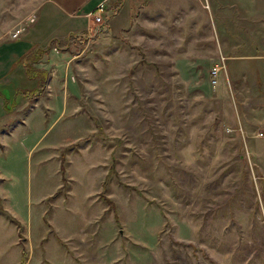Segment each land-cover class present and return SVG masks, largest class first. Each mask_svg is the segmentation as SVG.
<instances>
[{
	"label": "rangeland",
	"instance_id": "374dc122",
	"mask_svg": "<svg viewBox=\"0 0 264 264\" xmlns=\"http://www.w3.org/2000/svg\"><path fill=\"white\" fill-rule=\"evenodd\" d=\"M44 1L0 0V40ZM105 5L126 25L68 37L64 90L4 130L36 111L0 158V264H264V0Z\"/></svg>",
	"mask_w": 264,
	"mask_h": 264
},
{
	"label": "crops",
	"instance_id": "0c3cea01",
	"mask_svg": "<svg viewBox=\"0 0 264 264\" xmlns=\"http://www.w3.org/2000/svg\"><path fill=\"white\" fill-rule=\"evenodd\" d=\"M103 1L107 2L109 0H93L90 3H86L87 0H56V7H49L45 11L44 18L36 30L38 31L41 27L40 32H35V29L28 30V27H25L17 39H11V33L13 32H10L9 38L0 40V87L7 85L6 92L0 89V134H3L0 142L2 147H4L3 152H0V158H2L4 162H7L9 153L13 152L14 147L25 148L27 141L31 140L30 130H27L26 126L29 119L36 111H34L33 114L32 112L24 114L21 119L18 118L21 120L20 122L22 125L19 123L17 124V127L13 126L6 132H4V130L11 126L20 112H23L27 102L34 99L37 101L41 100L46 92L45 89L57 90L62 88V90H64L65 87L62 82L63 80L59 81V73L52 76L53 73H50V69H56V67H53V63L57 60H61L64 66L66 59L62 57L67 56V51L57 53L56 51L61 50L60 47L65 41L67 42L68 37H75V32H84L88 30L90 22L87 19V15L93 12L96 6ZM48 2H52V0H45L37 7L34 14L40 12L45 3ZM87 4L88 6L84 11L75 12L77 9L82 8L83 5ZM122 7L119 10V13L116 14L115 18H111L105 22L109 31H114L118 27L126 25L128 17L126 18L124 15L125 11L123 9L125 7ZM33 15L28 22H32ZM32 32L35 34H32ZM29 61H32L30 62V65L35 71L46 72L47 76L45 86L40 95L25 98L23 95L21 96L20 93L35 92L40 81V77L31 78L27 75L26 67L29 65ZM60 69H62L61 66ZM12 81L21 83L20 86L30 85L31 88L23 89V87H20L16 90L15 88L9 90L8 84H11ZM73 88L74 86L70 87L71 90ZM66 91L68 90L66 89ZM52 92L50 97L54 96ZM10 106H12V109L9 111L8 108ZM35 120H37V118H35ZM23 124L26 126H23ZM263 126L264 125L258 128L254 134L256 135ZM254 138L256 139L257 137L255 136ZM39 139H41V137ZM257 139L262 140L264 138ZM263 141H251L249 142V146L252 151H250L251 154L254 153L258 155L256 166L261 172H263L264 177V162L259 159L260 154L264 155V150L261 149L260 151H257L255 149L258 146L256 145V142ZM57 241L61 243L60 240Z\"/></svg>",
	"mask_w": 264,
	"mask_h": 264
},
{
	"label": "built area",
	"instance_id": "2783aa9c",
	"mask_svg": "<svg viewBox=\"0 0 264 264\" xmlns=\"http://www.w3.org/2000/svg\"><path fill=\"white\" fill-rule=\"evenodd\" d=\"M105 2L106 1L99 3L94 9V11L87 15V19L89 20V22H93L97 26H103L105 24L106 22L105 21V17H106L105 16V12H106ZM21 33H22V29L18 28L13 31V33L11 34V38L17 39ZM219 71H220V68L214 67L211 72L212 77L216 79ZM255 136L257 138H264V126L261 128V130L258 131V133Z\"/></svg>",
	"mask_w": 264,
	"mask_h": 264
},
{
	"label": "trees",
	"instance_id": "16d2710c",
	"mask_svg": "<svg viewBox=\"0 0 264 264\" xmlns=\"http://www.w3.org/2000/svg\"><path fill=\"white\" fill-rule=\"evenodd\" d=\"M30 62L32 61H29V65H27L26 67V72H27V75L31 78H37V77H40V81H39V86L38 88L35 90V92H30V93H20L21 96L23 95L25 98H29V97H36V96H39L40 93L42 92L44 86H45V80H46V72H42V71H35L33 69V67L30 65ZM34 62V61H33ZM5 105H6V102H5ZM12 109V106H10L8 108V110L10 111Z\"/></svg>",
	"mask_w": 264,
	"mask_h": 264
}]
</instances>
